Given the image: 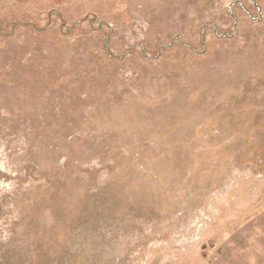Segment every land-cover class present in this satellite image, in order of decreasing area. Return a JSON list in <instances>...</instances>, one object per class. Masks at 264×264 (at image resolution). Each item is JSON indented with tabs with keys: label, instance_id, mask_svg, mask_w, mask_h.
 <instances>
[{
	"label": "rangeland",
	"instance_id": "obj_1",
	"mask_svg": "<svg viewBox=\"0 0 264 264\" xmlns=\"http://www.w3.org/2000/svg\"><path fill=\"white\" fill-rule=\"evenodd\" d=\"M0 264H264V0H0Z\"/></svg>",
	"mask_w": 264,
	"mask_h": 264
}]
</instances>
